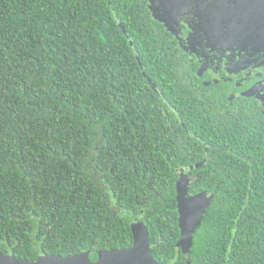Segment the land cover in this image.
Wrapping results in <instances>:
<instances>
[{
	"label": "trees",
	"instance_id": "1",
	"mask_svg": "<svg viewBox=\"0 0 264 264\" xmlns=\"http://www.w3.org/2000/svg\"><path fill=\"white\" fill-rule=\"evenodd\" d=\"M149 5L0 0L4 255L130 249L143 232L159 264H264V110L217 112ZM190 167V195L213 198L184 254Z\"/></svg>",
	"mask_w": 264,
	"mask_h": 264
},
{
	"label": "flooded vegetation",
	"instance_id": "2",
	"mask_svg": "<svg viewBox=\"0 0 264 264\" xmlns=\"http://www.w3.org/2000/svg\"><path fill=\"white\" fill-rule=\"evenodd\" d=\"M149 2L175 39L174 53L189 65L187 77L203 96L215 98L217 112L238 104L264 110V0Z\"/></svg>",
	"mask_w": 264,
	"mask_h": 264
},
{
	"label": "water",
	"instance_id": "3",
	"mask_svg": "<svg viewBox=\"0 0 264 264\" xmlns=\"http://www.w3.org/2000/svg\"><path fill=\"white\" fill-rule=\"evenodd\" d=\"M169 6V5H168ZM176 10L175 5L169 6ZM168 7V8H169ZM163 18L158 17V20ZM139 59V58H138ZM141 64V63H140ZM190 178L188 172L181 174L177 185L180 239L177 248L189 254L193 247V237L201 225L203 216L212 201V193L204 191L190 195ZM0 264H159L153 257L149 237L139 232L134 237L130 249H114L110 251H85L71 257L43 256L37 261L29 262L4 255L0 251Z\"/></svg>",
	"mask_w": 264,
	"mask_h": 264
}]
</instances>
